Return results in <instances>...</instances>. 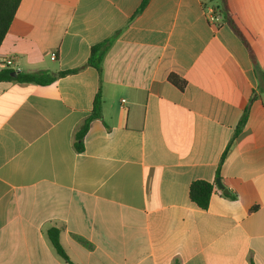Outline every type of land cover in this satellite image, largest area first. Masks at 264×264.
Listing matches in <instances>:
<instances>
[{
  "label": "crops",
  "instance_id": "obj_1",
  "mask_svg": "<svg viewBox=\"0 0 264 264\" xmlns=\"http://www.w3.org/2000/svg\"><path fill=\"white\" fill-rule=\"evenodd\" d=\"M142 2L21 1L0 71H79L0 83V264H68L53 227L74 264H264V0Z\"/></svg>",
  "mask_w": 264,
  "mask_h": 264
},
{
  "label": "trees",
  "instance_id": "obj_2",
  "mask_svg": "<svg viewBox=\"0 0 264 264\" xmlns=\"http://www.w3.org/2000/svg\"><path fill=\"white\" fill-rule=\"evenodd\" d=\"M22 0H0V48L2 43L10 29V26L15 18L18 8ZM149 0H143L139 9L141 11L146 7ZM115 36L106 40L105 42L92 47L90 57L86 63L87 66H92L98 71H101L102 61L112 45ZM79 71V69L62 71L57 76H65L67 74H73ZM57 76L51 75L46 72L41 73H23L12 69H3L0 71V83L1 82H19V83H34L37 85L46 86L53 83ZM169 80L172 84L183 90L186 86V82L180 79L176 75H171ZM102 96L99 92L94 100L93 110L90 116H88L84 122L77 129L74 136V147L77 152L84 151V139L89 130L90 123L102 117ZM213 185L207 181H195L190 185L189 195L192 202H194L199 208L207 209L212 196ZM48 237L55 248L56 252L66 261L68 264H74L67 255L60 240V229L53 227L47 232Z\"/></svg>",
  "mask_w": 264,
  "mask_h": 264
},
{
  "label": "built area",
  "instance_id": "obj_3",
  "mask_svg": "<svg viewBox=\"0 0 264 264\" xmlns=\"http://www.w3.org/2000/svg\"><path fill=\"white\" fill-rule=\"evenodd\" d=\"M52 58L55 59V54L52 55ZM2 65L4 66H11L13 64L12 60H2L1 62Z\"/></svg>",
  "mask_w": 264,
  "mask_h": 264
},
{
  "label": "water",
  "instance_id": "obj_4",
  "mask_svg": "<svg viewBox=\"0 0 264 264\" xmlns=\"http://www.w3.org/2000/svg\"><path fill=\"white\" fill-rule=\"evenodd\" d=\"M217 184H218V186H219L221 189L224 190V192H225L226 194L229 193V191H228L227 189H225L224 185L222 184V182H221L219 179L217 180Z\"/></svg>",
  "mask_w": 264,
  "mask_h": 264
}]
</instances>
